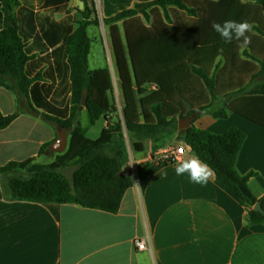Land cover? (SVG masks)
Returning <instances> with one entry per match:
<instances>
[{
  "label": "trees",
  "instance_id": "obj_1",
  "mask_svg": "<svg viewBox=\"0 0 264 264\" xmlns=\"http://www.w3.org/2000/svg\"><path fill=\"white\" fill-rule=\"evenodd\" d=\"M68 1L0 0V87L28 98L69 133L67 148L50 163L30 157L0 166V176L30 173L0 184L4 197L115 213L132 183L122 171L125 129L137 152L143 150L142 139L150 140L155 152L164 137L175 135L244 204L249 222L264 224V215L253 209L259 202L264 210V195L257 198L248 187L254 172L242 175L235 167L244 132L235 126L222 134L190 124L180 132L177 128L178 119L204 112L216 118L233 112L264 127V0H150L103 18L123 98L120 122L107 117L115 112L108 68H88L87 29L100 25L95 1L80 0L77 21L66 11ZM61 12L67 15L55 19ZM226 20L253 25L246 47L235 40L225 44L212 29L213 22ZM84 108L107 121L96 139L79 126ZM18 115L0 112V129ZM50 144L41 145L38 154L50 151ZM107 148L114 149L107 154ZM73 161L79 166L68 180L57 168ZM152 163L162 166L171 160L152 154L137 173Z\"/></svg>",
  "mask_w": 264,
  "mask_h": 264
},
{
  "label": "crops",
  "instance_id": "obj_2",
  "mask_svg": "<svg viewBox=\"0 0 264 264\" xmlns=\"http://www.w3.org/2000/svg\"><path fill=\"white\" fill-rule=\"evenodd\" d=\"M94 1L101 23L103 18L150 0ZM82 7L80 0H69L66 11L77 21L80 17L75 13ZM65 15L67 12L56 13L54 18ZM90 27L97 26H89L87 31ZM89 55L88 68L98 69L89 66ZM108 70L113 83L112 70ZM115 72L118 77L116 67ZM16 111L19 115L0 129V166L30 157L39 162L44 159V154H38L41 145L57 137L58 125L42 110L28 98H18L0 87V112L8 115ZM81 113L79 126L85 133ZM99 117L103 119L102 130L107 121L103 115ZM107 117L114 121V113ZM89 124H94L93 119ZM190 125L214 134L232 126L242 130L245 139L236 170L242 175L254 172L248 187L255 197L264 195L263 126L233 112L225 118L204 112ZM172 141L184 144L176 136ZM167 152L161 147L153 152L152 142L147 140L137 152L136 162L150 161L152 154L161 159ZM193 156L185 146L178 160L162 166L152 163L141 174H131L132 183L115 213L70 203L9 200L0 186V264H264V224L249 222L238 197L214 175L201 186L191 183L187 175L175 174L176 165ZM163 170H167L166 177L161 175ZM136 238L144 240L145 250L134 246Z\"/></svg>",
  "mask_w": 264,
  "mask_h": 264
},
{
  "label": "rangeland",
  "instance_id": "obj_3",
  "mask_svg": "<svg viewBox=\"0 0 264 264\" xmlns=\"http://www.w3.org/2000/svg\"><path fill=\"white\" fill-rule=\"evenodd\" d=\"M75 15H80L76 12ZM89 36L92 39V48L91 53L89 55V66L91 68L99 67L103 68L107 66L110 70H112L113 73V91L110 94V97L112 99V102L114 104V121H122V107H123V98L120 90V85L118 82V77L115 72V62L114 57L112 53V48L110 44V39L108 35V30L106 26L101 22L99 26L96 28L90 27L88 30ZM103 46V47H102ZM93 119L94 124H89L90 120ZM103 123V119L99 116L94 117L91 112L89 111H83L80 116V124L82 127L86 128V136L91 139H96L99 136L101 126ZM124 135H125V156L122 160V171L126 175L135 174L138 169V163L136 162L137 151L134 149L133 146V139L124 129ZM172 137L166 136L162 141H160L159 145L161 148H166L167 151H170L171 147L178 146V143L173 142ZM69 137V133L67 132V138ZM143 143H146L147 140L142 139ZM114 149V148H113ZM112 148H107L104 150L105 153L110 154L113 151ZM44 154V159H40L39 162L35 160L36 163H50L54 161L57 152H52L51 150H46ZM146 153H142L141 155H145ZM79 166V161H73L71 163L65 164L63 166H60L57 168V172H59L61 175H63L68 180H72V175L75 169ZM30 173L26 170H19L14 171L13 173H10L6 176H0V184L3 186L7 183L9 177L11 176H19V177H28Z\"/></svg>",
  "mask_w": 264,
  "mask_h": 264
},
{
  "label": "clouds",
  "instance_id": "obj_4",
  "mask_svg": "<svg viewBox=\"0 0 264 264\" xmlns=\"http://www.w3.org/2000/svg\"><path fill=\"white\" fill-rule=\"evenodd\" d=\"M211 27L219 34L225 44H229L235 40L241 42V47H246L250 42L248 34L252 31L253 25L246 21L226 20L223 23L213 22ZM174 172L177 176L187 175L191 183L201 186L206 185L214 175L210 166L198 156L180 161L176 165ZM167 174V170H163L161 173L165 177Z\"/></svg>",
  "mask_w": 264,
  "mask_h": 264
},
{
  "label": "water",
  "instance_id": "obj_5",
  "mask_svg": "<svg viewBox=\"0 0 264 264\" xmlns=\"http://www.w3.org/2000/svg\"><path fill=\"white\" fill-rule=\"evenodd\" d=\"M86 100H87V95H86V91H84L82 98H81V102H80L81 106L84 107L86 105ZM192 120H193L192 117L178 119L177 121L178 131L180 132L186 129L189 126V124L192 122ZM66 148H67V131L58 125L57 126V137L50 144V149L52 150V152L61 153V152H64ZM253 209L264 215V210L261 208L259 202L255 203V205L253 206Z\"/></svg>",
  "mask_w": 264,
  "mask_h": 264
},
{
  "label": "built area",
  "instance_id": "obj_6",
  "mask_svg": "<svg viewBox=\"0 0 264 264\" xmlns=\"http://www.w3.org/2000/svg\"><path fill=\"white\" fill-rule=\"evenodd\" d=\"M184 153V147L183 146H177L173 148L172 150L168 151L166 155L161 157L160 160H165V159H170L171 162H174L178 160L179 156H181ZM134 246L138 250H145L146 249V244L143 239L136 238L133 241Z\"/></svg>",
  "mask_w": 264,
  "mask_h": 264
}]
</instances>
